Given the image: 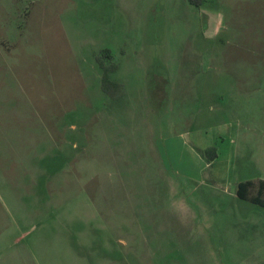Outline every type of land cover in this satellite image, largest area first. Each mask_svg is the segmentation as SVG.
<instances>
[{"label":"rangeland","instance_id":"374dc122","mask_svg":"<svg viewBox=\"0 0 264 264\" xmlns=\"http://www.w3.org/2000/svg\"><path fill=\"white\" fill-rule=\"evenodd\" d=\"M240 119L264 136V0H0V264H264L262 209L170 196L179 138Z\"/></svg>","mask_w":264,"mask_h":264},{"label":"crops","instance_id":"0c3cea01","mask_svg":"<svg viewBox=\"0 0 264 264\" xmlns=\"http://www.w3.org/2000/svg\"><path fill=\"white\" fill-rule=\"evenodd\" d=\"M213 21L214 20H209L207 26L213 25ZM216 22L219 24V27L224 24H221L219 21ZM215 35H217L216 32H214L213 36L209 38H213ZM246 66L251 65L248 64ZM230 92L244 93L245 89L236 91V89L233 88ZM241 98L247 97H237L238 102L241 101ZM242 115V111H237V116L241 117ZM253 116L254 115L252 114L251 117ZM255 122L257 121L255 120L254 123ZM242 125H244V122L241 119L239 120V123H229V125L222 128L215 135L214 132L211 131H195L190 134L188 143L185 142L183 138H179L182 144L188 148L186 150L190 155H188V164L186 165L185 163L184 165L186 169H178V173H183L185 171L190 172L191 175L187 177V179H184L185 177H178V180H174L170 196L176 194L178 197V207H184L186 211L193 215L194 220L198 219L197 217L200 216L199 213L206 214V212H209L205 204H210L213 197H219V199L225 197V201H227L229 205L231 204L232 206H237L239 208L242 207L245 209L248 207H256L257 209L260 208L262 209L261 211H264V206L254 203L249 198H242L239 195V185L251 182L253 185L248 189V197H257L260 183L264 182V166L261 163V157L258 151L255 154L253 152L254 145L259 144L258 141H260L262 147H264V136L261 135L262 138H260L251 133L248 134L247 127H245V131L242 132V129L244 130ZM222 136L226 137L229 141L227 152L224 153L222 150L217 149V157L212 161L208 160L205 154L206 150L215 145V141ZM239 140L241 142L240 145L242 144V146H245L244 150L242 149V146L237 147V145H235V141ZM254 171H256V174ZM252 172L254 175L249 177L248 174H252ZM127 184L128 182L123 181V184L118 185L119 188L124 187L123 189L126 191L127 197H122V200L120 197L118 198L116 195H112L108 198L102 197L105 198L103 202L102 200H100V202L98 201L102 213L110 212L112 215L118 214L121 208H118V206L115 205V198H118V201H121L120 204L123 206L122 211L124 213L134 214L136 212L134 204L136 202L131 198V193ZM245 193V190L241 192L243 195H245ZM261 199L264 201L263 197ZM146 202L150 201L146 200ZM246 205L249 206L246 207ZM203 206L204 209H202ZM178 212H180L179 208ZM262 213L263 215H261V218L264 217V212ZM144 215L148 216L149 213H144Z\"/></svg>","mask_w":264,"mask_h":264},{"label":"trees","instance_id":"16d2710c","mask_svg":"<svg viewBox=\"0 0 264 264\" xmlns=\"http://www.w3.org/2000/svg\"><path fill=\"white\" fill-rule=\"evenodd\" d=\"M191 4H197L201 5L204 1L206 0H188ZM116 70V66L113 67H106L104 69L103 77H102V86L103 90L109 94L113 99H118L122 95V86L120 84L114 83L110 80V73ZM206 157L208 160L212 161L214 158L217 157V151L213 148L207 149L206 152ZM253 183L247 182V183H242L239 185V195L242 198H249L251 199L254 203H257L261 206H264V201L261 199L264 194V182L260 183V189L258 192L257 197H248L249 194V188L252 187ZM245 190V195L241 194V192Z\"/></svg>","mask_w":264,"mask_h":264}]
</instances>
